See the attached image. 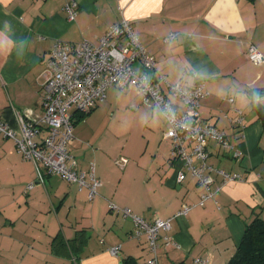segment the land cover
<instances>
[{"label": "crops", "instance_id": "0c3cea01", "mask_svg": "<svg viewBox=\"0 0 264 264\" xmlns=\"http://www.w3.org/2000/svg\"><path fill=\"white\" fill-rule=\"evenodd\" d=\"M70 3L73 20L65 10ZM122 20L155 59L151 78L163 75L184 86L193 72L206 74L200 79L207 91L201 119L224 132L239 152L234 157L209 141L207 162L243 178L171 221L162 234L178 247L162 248L158 264H226L258 210L264 219V122L253 107H243L242 96H264V64L246 58L250 44L264 55V0H0V120L17 130L16 112H42V74L56 41L96 43ZM171 33L174 39L162 40ZM125 90L110 87L95 109L74 115L69 151L79 170L93 164L102 183L92 201L85 190L24 160L14 141L0 135V264H123L127 257L146 264L145 238L131 239L132 221L109 205L151 222L199 200L201 189L189 173L176 183L181 165L170 157L159 109L143 105L135 88ZM164 91L182 113L180 100ZM121 102L128 106L118 119L114 108ZM236 110L243 116L240 129L230 122ZM120 158L127 163L117 164ZM213 177L211 188L217 190L221 178ZM115 246L119 254H109Z\"/></svg>", "mask_w": 264, "mask_h": 264}, {"label": "built area", "instance_id": "2783aa9c", "mask_svg": "<svg viewBox=\"0 0 264 264\" xmlns=\"http://www.w3.org/2000/svg\"><path fill=\"white\" fill-rule=\"evenodd\" d=\"M69 19L75 17V4L65 6ZM171 33L163 41L174 39ZM247 60L254 65L264 64V55L252 44L246 49ZM155 70V59L140 43L131 24L127 20L111 25L93 43L82 40L78 43L56 41L45 62L42 74V112H16L18 129L14 130L0 120V135L14 141L17 151L24 160L41 164L46 175H58L65 182L76 185L87 192L89 201L98 196L101 181L95 175L94 165L88 171L78 169L74 156L69 151L73 140L74 115H86L106 99L110 87L125 90L135 88L141 96L142 104L162 110L167 106L175 111V121L167 124L164 138L170 141V157L181 165L176 175L180 184L189 173L196 179L201 189L199 200L193 204H184L180 210L168 219L155 217L146 222L128 208H119L114 204L112 211L122 214L132 221L133 229L129 237L133 240L145 238L150 254L146 264H158L160 250L178 247L173 237L163 235L171 229V221L184 218L196 207L204 206L228 183L243 182V178L230 174L208 164L207 143L214 141L223 150L231 151L234 157L239 152L227 140L226 134L217 130L209 122L201 119L199 108L201 100L207 95L205 82L197 79L196 83L184 89H177V83H170L165 76H149ZM180 85V84H179ZM164 89L175 95L183 106L182 113L175 110L174 104L167 97ZM232 102V98L226 99ZM236 116L230 120L236 128L243 127V116L236 110ZM42 131L46 135L41 142L37 137ZM125 165L127 160L116 161ZM214 175L221 178L220 187L212 190ZM28 185V189L32 188ZM109 254L117 255L120 246L107 249ZM196 263H202L196 260Z\"/></svg>", "mask_w": 264, "mask_h": 264}, {"label": "trees", "instance_id": "16d2710c", "mask_svg": "<svg viewBox=\"0 0 264 264\" xmlns=\"http://www.w3.org/2000/svg\"><path fill=\"white\" fill-rule=\"evenodd\" d=\"M253 109L264 122V106ZM123 264H139L132 257L123 259ZM178 264H184L183 262ZM226 264H264V219L258 214L245 227L242 240L232 258Z\"/></svg>", "mask_w": 264, "mask_h": 264}, {"label": "clouds", "instance_id": "9594fccd", "mask_svg": "<svg viewBox=\"0 0 264 264\" xmlns=\"http://www.w3.org/2000/svg\"><path fill=\"white\" fill-rule=\"evenodd\" d=\"M205 73H200V72H193L191 74V76H189L186 79V82L184 84V89L191 87V85L194 83V81L196 79H202L205 78ZM248 87L250 89L254 88L255 86L251 83H249ZM177 89L180 90L181 89V85H177ZM243 96V107L244 108H249V106L251 107H255V108H260L262 106H264V96H261L260 94H258L257 92H253L251 96H248L246 93L242 94ZM162 114L165 116L166 119L169 120V122H174L175 121V111L172 110L170 107H165L162 110Z\"/></svg>", "mask_w": 264, "mask_h": 264}, {"label": "rangeland", "instance_id": "374dc122", "mask_svg": "<svg viewBox=\"0 0 264 264\" xmlns=\"http://www.w3.org/2000/svg\"><path fill=\"white\" fill-rule=\"evenodd\" d=\"M112 88H114V87H112ZM116 89V88H115ZM109 90V89H108ZM127 90V89H126ZM125 90V91H126ZM125 91H119V92H121V93H123V92H125ZM108 93V92H107ZM128 105L126 104V103H120V105H118L116 108H114V110H118V113H117V115H118V119L120 118H122L124 115H125V112H124V110L126 109V107H127ZM260 210H262V209H260ZM260 210H258L257 212H256V214H258V216H259V218H261L260 217ZM262 219V218H261Z\"/></svg>", "mask_w": 264, "mask_h": 264}]
</instances>
